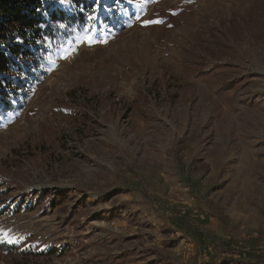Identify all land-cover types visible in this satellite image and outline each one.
<instances>
[{"label": "rangeland", "instance_id": "1", "mask_svg": "<svg viewBox=\"0 0 264 264\" xmlns=\"http://www.w3.org/2000/svg\"><path fill=\"white\" fill-rule=\"evenodd\" d=\"M88 6L0 106V264H264V0Z\"/></svg>", "mask_w": 264, "mask_h": 264}, {"label": "trees", "instance_id": "2", "mask_svg": "<svg viewBox=\"0 0 264 264\" xmlns=\"http://www.w3.org/2000/svg\"><path fill=\"white\" fill-rule=\"evenodd\" d=\"M70 1L67 9L60 0H0V106L4 109L20 85V78L12 74L35 69L36 56L42 57L46 46L49 51L56 40L68 39L63 29L79 30L88 20V0Z\"/></svg>", "mask_w": 264, "mask_h": 264}, {"label": "snow or ice", "instance_id": "3", "mask_svg": "<svg viewBox=\"0 0 264 264\" xmlns=\"http://www.w3.org/2000/svg\"><path fill=\"white\" fill-rule=\"evenodd\" d=\"M61 3H64V0H61ZM147 23H153V21H148ZM155 23H162V21H155Z\"/></svg>", "mask_w": 264, "mask_h": 264}]
</instances>
